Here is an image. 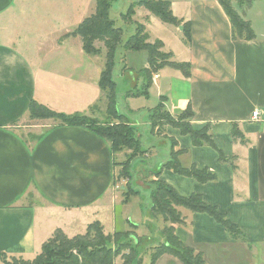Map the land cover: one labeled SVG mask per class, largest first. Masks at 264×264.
Returning <instances> with one entry per match:
<instances>
[{"label":"crops","instance_id":"0c3cea01","mask_svg":"<svg viewBox=\"0 0 264 264\" xmlns=\"http://www.w3.org/2000/svg\"><path fill=\"white\" fill-rule=\"evenodd\" d=\"M95 1L0 0V256L32 260L57 229L67 238L84 234L93 222L105 234L126 230L115 215L116 206L123 205L116 203L115 155L107 141L55 121L31 126L45 129L28 140L19 133L32 101L57 113L87 116L101 100L102 67L83 52L80 38L70 35L94 13ZM166 1L181 27L188 26L189 38L180 26L150 14L143 16L145 32L150 38L155 30L149 41H160L171 61L189 65V76L169 67L153 73L147 100L153 93L157 102L165 97L172 117L190 106L191 126L209 125L225 162L215 149L192 146L188 135L167 126V149L174 145L183 152L178 156L183 166L206 170L216 180L199 183L167 169L158 178L181 197L199 195L242 237L235 240L209 215L185 209H179L183 223L172 225L174 234L201 253L205 264H264V0L248 7L233 3L254 34L249 41L232 38L217 0ZM73 54L79 58L68 59ZM123 69L141 86L138 69L126 64ZM254 111L257 119L251 118ZM234 125L244 142L232 140ZM155 264L181 263L163 255Z\"/></svg>","mask_w":264,"mask_h":264},{"label":"trees","instance_id":"16d2710c","mask_svg":"<svg viewBox=\"0 0 264 264\" xmlns=\"http://www.w3.org/2000/svg\"><path fill=\"white\" fill-rule=\"evenodd\" d=\"M114 1L116 0H96L94 13L84 19L70 34L80 38L82 50L86 54H100V50L95 49L93 45L96 41L102 43L106 50L97 85L102 95L104 94L106 116L110 119L112 118V122L101 123L86 115L77 113L70 115L57 113L35 101L30 102L27 115L30 120H53L61 126L83 127L107 141L113 155L128 151V156L131 160L147 151L141 150L136 128L130 125L128 119L116 110V83L113 80V70L117 50L122 47L124 50L128 49L131 52H143L148 65L147 68L137 70L138 77H141L142 80L140 89L133 96L128 93L127 97H143L147 99L153 73L164 67H169L180 71L184 77H188L189 65L171 61V54L161 51L163 44L160 41L146 43L148 37L142 24L136 25L134 33L121 45L123 31L121 28L115 27L114 20L109 17L111 5ZM254 1L217 0L229 19L231 36L234 40H253L254 34L249 23L237 13L233 3L238 6L248 7ZM131 4L143 7L150 15L159 19L162 23L174 27L181 25V21L173 16L170 3L166 0H139L132 2L126 12L120 15L122 18L132 16ZM182 27L183 36L188 39V26L183 24ZM124 65L123 63V68ZM165 103L166 98L159 97L155 107L149 111L148 122L152 135L163 137L167 126L174 127L182 135L190 137L192 146L211 147L218 152L219 161L225 162L209 134V125L199 128L191 126L190 120L193 117V112L190 106H187L179 115L172 117L165 110ZM94 107L92 106L91 109H94ZM230 135L233 141L238 139L240 142H244L242 134L235 125L231 129ZM173 148L174 145L171 147L167 161L160 164L159 169L155 173L156 180L152 183L154 190L150 195L151 206L149 215L154 223L160 221L163 224L159 230L163 240H160L159 243H151V246L148 247V251L151 252H147L150 259L147 264H155L163 255H169L177 259L181 264H205L201 253H194L191 248L185 246L174 234L172 225L183 223L179 209L209 215L223 226L226 232L235 240L240 239L242 234L228 222L224 214L205 204L199 195L181 197L171 187L159 180L158 176L163 169L192 178L199 183L216 180V176L206 170L197 169L193 165L183 166L178 160V156L183 152L174 151ZM114 166L117 167L115 162ZM125 173H127V170ZM141 246L142 239L137 238L135 235L128 232L104 235L99 222H93L87 226L83 235H77L72 238H67L59 229L55 230L52 236L42 244L40 252L32 260L14 257L6 260V257L1 255L0 262L1 264H114L115 258L121 254V251L127 250V255H122L121 257V264H139L142 254Z\"/></svg>","mask_w":264,"mask_h":264},{"label":"rangeland","instance_id":"374dc122","mask_svg":"<svg viewBox=\"0 0 264 264\" xmlns=\"http://www.w3.org/2000/svg\"><path fill=\"white\" fill-rule=\"evenodd\" d=\"M132 2L133 0H116L111 5L109 17L114 20L115 27L121 28L123 31L121 37V45H123L128 37H130L134 33L136 25L142 24L144 26L143 23L145 22V18H143V16L149 14L143 7L133 5L135 4L133 3L131 4V10H133L132 16H126V18H122L120 15L126 12L129 4ZM149 35L150 38H152L155 35V30L151 29ZM160 35H162V32L160 33ZM150 38H147L146 43L155 42L149 41ZM93 45L95 49L100 50V54L91 55L92 61L98 63V65L102 67L106 50L103 44L100 42L96 41L93 43ZM74 58L77 59L79 57H76V55L73 54V56H70V58L68 59ZM144 58L146 59V56L143 52H131L128 49L124 50L122 47L117 50L115 67L113 70V80L116 83V110L119 114L124 115L127 119L134 123L138 140L141 144V150H146L147 152L131 160L129 159L128 151H122L121 153L119 152L115 154V163L117 164V167H115L116 187L114 191L118 196L116 203L118 204L120 201H122L121 204L123 205L116 206L115 215L117 223L122 221L121 223L123 224L124 221V223L126 224V230L123 229L120 231H114L110 234H105V232L103 231V227L101 226L104 235H112L117 232H128L135 235L137 238L142 239V254L139 264L149 263V253L147 252L151 251H148V247L151 246V243H159L160 240H163V237L159 233V230L163 224L160 221L154 223L149 215V208L151 206L150 195L154 190L152 183L156 180L155 173L159 169L160 164L167 161L170 150L167 149L168 147H170L168 139L163 138L162 136H154L150 132V126L148 124L149 113L146 111V108H154V106L156 105L157 98L155 94L153 93L148 100L143 97H139L133 100L127 99L128 93L133 96L135 92L140 89V84L128 73H123V63H125L129 68L140 70L144 69L142 68L143 62L145 61L146 63V60H144ZM58 59L57 61L65 60L64 58L61 60L60 58ZM47 60H49V56L47 57ZM138 75L139 74L137 71L135 73V76L138 77ZM92 94L94 96V92ZM100 99L101 101L96 102L93 105L95 106L94 110L92 108L87 116L101 123H111L112 118L110 119L106 116V101L104 99V94L100 97ZM93 101L94 100H92L91 103H93ZM127 106H130L133 109H139V112L130 113L127 109ZM79 109H81V107ZM79 113H82V110H79ZM51 122L54 123L53 120H30L27 115L21 122H19V133L25 140H28V136H32V133L37 134L40 130L45 129L42 127L34 128L31 126L42 124L48 125ZM129 124L132 125L131 123ZM126 170L127 173H125ZM113 186H115L114 183ZM118 200L120 201L118 202ZM135 223L138 224L136 225ZM82 227L83 226H80L79 228ZM118 239L120 240V238ZM189 248H191L194 253H197L194 248ZM127 252V250L121 251V254L115 258L114 263L121 264V257L122 255H127ZM9 259L10 258H6V260Z\"/></svg>","mask_w":264,"mask_h":264},{"label":"built area","instance_id":"2783aa9c","mask_svg":"<svg viewBox=\"0 0 264 264\" xmlns=\"http://www.w3.org/2000/svg\"><path fill=\"white\" fill-rule=\"evenodd\" d=\"M156 77H157V75L153 76V78H156ZM251 118L252 119H257L258 118V112L257 111L252 112Z\"/></svg>","mask_w":264,"mask_h":264}]
</instances>
